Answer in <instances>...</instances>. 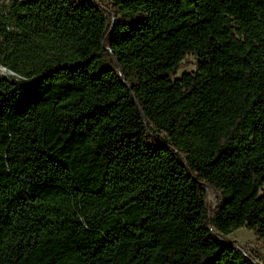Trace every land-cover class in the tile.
Wrapping results in <instances>:
<instances>
[{"label": "trees", "instance_id": "trees-1", "mask_svg": "<svg viewBox=\"0 0 264 264\" xmlns=\"http://www.w3.org/2000/svg\"><path fill=\"white\" fill-rule=\"evenodd\" d=\"M110 1L0 2V264H259L264 0Z\"/></svg>", "mask_w": 264, "mask_h": 264}, {"label": "rangeland", "instance_id": "rangeland-1", "mask_svg": "<svg viewBox=\"0 0 264 264\" xmlns=\"http://www.w3.org/2000/svg\"><path fill=\"white\" fill-rule=\"evenodd\" d=\"M14 1H25V0H0L1 4L8 7ZM99 3L105 7L111 8L110 0H97ZM198 60L194 56H187L184 64L179 70L176 78L182 77L185 73H191L197 70ZM3 73L6 75V70L3 69ZM219 196L218 194L210 190L209 192V202L215 208L218 204ZM228 239L236 242L247 254L253 257L259 264H264V244L259 241L254 232L248 229H239L234 231L228 236Z\"/></svg>", "mask_w": 264, "mask_h": 264}]
</instances>
